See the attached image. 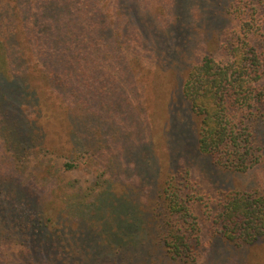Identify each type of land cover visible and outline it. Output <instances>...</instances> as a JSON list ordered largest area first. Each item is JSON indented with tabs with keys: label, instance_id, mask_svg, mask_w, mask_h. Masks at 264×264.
Listing matches in <instances>:
<instances>
[{
	"label": "trees",
	"instance_id": "obj_1",
	"mask_svg": "<svg viewBox=\"0 0 264 264\" xmlns=\"http://www.w3.org/2000/svg\"><path fill=\"white\" fill-rule=\"evenodd\" d=\"M188 1L172 0L171 20L159 28L149 7L159 10L146 0H111L112 13L104 0L0 1V246H18L9 255L0 250V264H223L239 249L247 261L257 254L264 264V188L238 189L229 177L264 161V0H198L197 7ZM207 20L226 56L206 53L186 67L195 41L214 36ZM133 36L159 74L186 69L185 115L200 125L173 122L166 135L177 143L176 154L189 145L190 155L208 159L205 171L219 194L210 208L188 170L163 166L153 137L150 160L136 148L127 153L141 175L135 190L111 178L102 184L98 175L82 191L56 195L77 213L88 206L104 222L69 224L68 206L44 208L55 182L47 193L32 178L30 156H61L70 168L82 154L99 151L104 135L121 133L112 120L119 107L106 101L114 88L111 66L128 68ZM107 168L115 174L119 166L112 161ZM97 184L91 205L86 199ZM201 219L209 220L207 245L215 251L206 260Z\"/></svg>",
	"mask_w": 264,
	"mask_h": 264
},
{
	"label": "rangeland",
	"instance_id": "obj_2",
	"mask_svg": "<svg viewBox=\"0 0 264 264\" xmlns=\"http://www.w3.org/2000/svg\"><path fill=\"white\" fill-rule=\"evenodd\" d=\"M110 1L111 0H104V3L112 13L113 11L115 12V8L109 5ZM146 1L147 3L150 2V6L152 5L159 10L153 11V9L149 7L151 17L156 20L155 23L157 28L160 27L162 22H169V20H171V16L173 15L170 6L172 0ZM195 1L196 2L189 0L188 4L197 7L198 0ZM0 6L4 7L3 4H0ZM168 7L170 8L169 12H167ZM196 16V19L200 18L198 11H196ZM204 16L206 17L205 14ZM205 24L206 32L209 31L210 33V30L212 32L215 31V27L212 25L213 23L211 24L207 20ZM232 25L233 24H231L228 29ZM224 37L225 35L222 34L220 41L224 40ZM133 40L134 42L130 43L129 54L131 56V61L128 68L121 71V68L114 70V65L111 66L113 71L110 78L114 88L109 98L110 100L106 101L107 103L113 102L119 107L118 116L116 118L112 117V120H116L115 122H117L121 133L116 136L110 133L109 135H104L103 138L105 139L99 151L97 150L92 154H82V156L75 161V165L70 168L64 166L63 157L61 156L57 157L50 153H32L30 156L32 158V167L30 168L32 178L44 183V188L47 189V193L50 184L55 182L56 191L50 195L49 201L44 205V208L47 209V213H55L58 207L63 208L64 206H68L69 212L66 218L69 224H77V222H79L81 225L88 223L90 225L99 226L104 222H101V216L94 213L93 210H90L88 206H86L88 208L82 206L85 209L84 213H77L72 207H69L68 201L62 200L63 197L56 195L62 194L63 188L67 192L82 191L84 188L95 184L98 175H102L100 180L102 184L107 181V179L111 178L113 181L118 180L122 182L121 184L126 183L132 190H135L140 183L141 175L139 176V170L136 167L138 166V164H136L137 160L127 155V153H131V151H133L132 149L136 148L144 155L143 159L145 162L150 160L148 154L150 153L149 146L151 147V145H149L148 142L153 139V137L157 146V154L163 161V166L169 168L168 170L170 171H175L177 167L188 170V177L191 181L195 182L196 190L209 201L210 208L214 207L217 195L219 194L216 184L214 183L215 180L205 171V166L207 165L205 162L208 159L205 156H198L195 153L190 155L188 149L189 145L185 146L186 149H183L181 154H176L175 150L178 147L177 143L173 142V137L169 138V136L166 135V129L171 127L175 122L179 124V128L183 127L184 123L188 121L191 124L194 123L193 128L196 127V123L198 126L200 125V118L192 115L191 118L187 119L185 115L187 112L186 102H183L181 89L182 79L186 69L179 72L176 71V73L169 76L159 74L160 70L155 69L151 63V52L149 50L147 51L143 46L140 47L135 41V36H133ZM217 41H219V35H215V33L214 36L208 35L206 38L205 36H200V38L195 41L196 45L192 49V52L185 53L186 60H188L186 62V67L189 66V64L199 62L206 53L223 59L226 53L225 50L223 51V49L217 46ZM119 73L123 74L122 78L118 77ZM115 77L118 81H116ZM110 87L111 84L108 79L106 83V93H108V88ZM170 89L173 90V95ZM183 103L185 105H183ZM168 108L171 110H167ZM103 111H105V109H103ZM112 161L114 167L115 165L119 166L115 174L111 172L110 168H107V165ZM174 161L177 163L176 166L174 165ZM120 165L124 169H120ZM48 167L49 170H47ZM43 177L49 180H40ZM229 177L232 180V186L238 189H251L253 187L258 189L264 188V161L245 172H234L232 174L229 172ZM228 183H230V181H228L227 184ZM102 184H97L93 187L92 194L86 199L89 204L91 203V205H93L96 201V195L100 192ZM109 184L111 183L109 182ZM148 194L149 188L143 187V191L139 195L141 198L143 197L146 199ZM51 202H56V204L48 209ZM196 205L197 211H199L201 204L197 202ZM68 208L64 209V211H67ZM208 224L209 220H200L202 240L206 245L202 255L203 260L207 258L210 259V257L214 256L215 252L212 247L207 245L209 236ZM9 246L4 247V244H2L0 250L5 251L2 253L9 255V253L12 254L14 250H18V246L13 244L9 251ZM228 248L230 249V247ZM239 250H232V257L225 259L223 264H255V262L258 264L257 254L254 258L253 255L250 257L253 258L251 261H247V257H245L243 252L244 250Z\"/></svg>",
	"mask_w": 264,
	"mask_h": 264
}]
</instances>
